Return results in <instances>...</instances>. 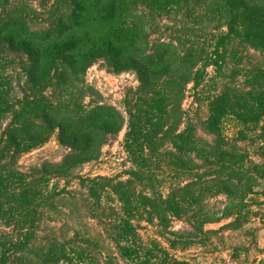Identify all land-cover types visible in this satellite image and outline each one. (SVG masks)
<instances>
[{"label":"trees","instance_id":"obj_1","mask_svg":"<svg viewBox=\"0 0 264 264\" xmlns=\"http://www.w3.org/2000/svg\"><path fill=\"white\" fill-rule=\"evenodd\" d=\"M99 60L139 77L125 179L75 171L124 123L63 96ZM56 131L60 162L20 163ZM262 226L264 0H0V264H264Z\"/></svg>","mask_w":264,"mask_h":264},{"label":"rangeland","instance_id":"obj_2","mask_svg":"<svg viewBox=\"0 0 264 264\" xmlns=\"http://www.w3.org/2000/svg\"><path fill=\"white\" fill-rule=\"evenodd\" d=\"M94 28L92 22H88L81 28L75 29L76 34H82L87 29ZM77 83V82H76ZM77 89L74 87L67 89L64 92L65 98H71L72 94L79 95V100L84 105H88L91 100L101 101L108 105L114 106L124 117V123L122 128L108 136L106 143L102 147L101 155L98 159L86 162L76 168V172L85 176L107 175V176H119L122 179L127 178L129 170L133 164L130 160L129 154L124 147V140L126 132L129 126V113H128V99H132L134 92L139 85V77L134 70H124L121 72L114 71L108 67L107 64L102 61L94 62L84 73L81 79L76 84ZM58 94L62 93L59 90ZM192 99L189 97L183 103V107H189ZM183 128V125L180 126ZM159 136H162L159 135ZM69 148L59 142L57 131L51 136V138L43 145L35 148L22 155L20 163L24 165L37 164L43 161L52 163L60 162L64 156L69 152ZM59 182V186H68L70 190H79L77 179H71L67 184V180L54 179L51 182V186L56 185ZM170 181H162L160 184V190L167 194L169 191ZM65 202V201H64ZM63 202V203H64ZM107 204V203H106ZM66 209L71 211L67 215H61L62 219L67 218L69 221L68 228L66 227L70 235H74L82 226L80 225V218L88 220L93 228H85L79 230L81 233H97L100 232L99 224H95L94 218L88 215L89 209H85L82 204V200L77 199L75 196H70L65 203ZM109 211V209H106ZM180 223L177 224L179 226ZM70 227H72L70 229ZM145 233V230H141ZM258 244L260 248H264V226L258 231ZM260 258H264V253L259 254ZM231 264V263H229Z\"/></svg>","mask_w":264,"mask_h":264}]
</instances>
